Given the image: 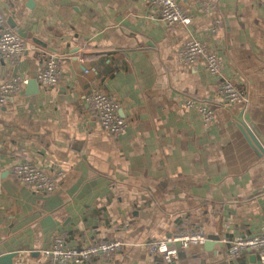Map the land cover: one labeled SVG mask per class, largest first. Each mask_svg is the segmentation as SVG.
<instances>
[{
    "label": "crops",
    "instance_id": "crops-1",
    "mask_svg": "<svg viewBox=\"0 0 264 264\" xmlns=\"http://www.w3.org/2000/svg\"><path fill=\"white\" fill-rule=\"evenodd\" d=\"M178 4L188 26L163 24L149 0H0L28 47L0 55V82L36 80L0 109V256L45 264L56 237L80 248L121 239L119 254L66 264H167L138 244L198 229L216 243L172 264H260L249 251L230 258L226 241L264 233V158L234 119L264 139V0ZM190 38L217 53L247 102H226L203 59L179 63ZM50 53L62 73L45 89L37 76ZM91 88L118 102L121 132L83 114ZM187 98L213 110L211 125ZM26 161L63 173L54 191L21 182L13 167Z\"/></svg>",
    "mask_w": 264,
    "mask_h": 264
},
{
    "label": "built area",
    "instance_id": "built-area-1",
    "mask_svg": "<svg viewBox=\"0 0 264 264\" xmlns=\"http://www.w3.org/2000/svg\"><path fill=\"white\" fill-rule=\"evenodd\" d=\"M149 3L155 7L157 19L165 25L188 26L191 22L189 15L181 10L178 0H149ZM27 49L22 36L7 27L5 15L0 11V55L18 59ZM177 55L179 63L185 66L194 63L199 58L203 59L210 76L218 81L219 91L226 102L239 105L247 102V97L223 74L222 59L206 43L190 38L178 48ZM61 73L58 56L50 53L37 79L46 89L57 83ZM87 73L88 69H84V74ZM26 83L27 80L19 75L10 76L0 82V109L5 105L8 97L20 91ZM84 102L86 107L83 109V114H94L100 126L109 134L119 133L127 126L126 120L119 113L118 102L106 93L91 88ZM186 104L195 106L197 102L193 98H187ZM197 106L203 123L207 126L211 125L213 110L206 105L198 104ZM13 170L23 184L43 193L54 191L58 178L63 174L60 170L52 173L46 172L35 163L28 161L14 165ZM206 239L204 231L197 229L168 234L163 239L145 241L138 245L149 254L161 255L167 264H172L178 259L180 250L203 244ZM226 242L228 243L227 255L230 258L239 257L249 251L257 253L259 263L264 264V233H256ZM127 245L128 243L121 239H114L96 241L88 247L80 248L67 245L63 238L56 237L52 246L43 253L48 257L45 264H66L71 260L84 262L95 260L99 256H113L121 253Z\"/></svg>",
    "mask_w": 264,
    "mask_h": 264
},
{
    "label": "water",
    "instance_id": "water-1",
    "mask_svg": "<svg viewBox=\"0 0 264 264\" xmlns=\"http://www.w3.org/2000/svg\"><path fill=\"white\" fill-rule=\"evenodd\" d=\"M38 44L42 45V47L47 48L45 43H42L43 41L38 40L36 41ZM49 49V48H48ZM35 85L36 86V80L35 79H29L26 83V89L29 87L30 89L31 86ZM33 92V91H32ZM236 123H237V127L240 130V132L244 135V137L246 138V140L256 149V153L258 156H262L264 158V139L263 137L256 132L252 131V129L250 128L251 126L249 125L248 122L244 121L243 118L241 119V115H238L237 117H234ZM215 241L212 240H206L204 242V246L207 247H213V245L215 244ZM15 256V253H5L3 255L0 256V264H14L11 261V258Z\"/></svg>",
    "mask_w": 264,
    "mask_h": 264
}]
</instances>
